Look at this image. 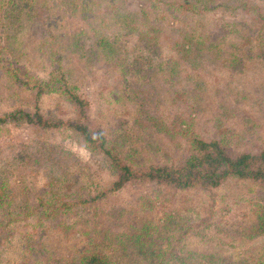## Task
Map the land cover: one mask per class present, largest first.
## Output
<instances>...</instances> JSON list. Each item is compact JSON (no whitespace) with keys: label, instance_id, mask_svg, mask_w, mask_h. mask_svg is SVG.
I'll return each mask as SVG.
<instances>
[{"label":"rangeland","instance_id":"rangeland-1","mask_svg":"<svg viewBox=\"0 0 264 264\" xmlns=\"http://www.w3.org/2000/svg\"><path fill=\"white\" fill-rule=\"evenodd\" d=\"M167 1L160 11L170 12L152 35L141 23L122 29L109 0H0V115L31 109L37 100L45 116L75 119L77 111L64 98L36 99L13 86L8 73L18 65L45 80L59 66L88 102L91 127L102 130L111 149L137 172L183 164L195 138L219 141L232 154L258 152L264 147V0H214L215 8L204 15L197 12L204 0H175L189 1L190 13ZM177 31L225 37L217 62L176 71ZM104 35L121 37L114 56L97 47ZM149 36L158 37L152 56L142 41ZM150 56L152 66L142 78L141 63ZM132 61L138 62L134 70ZM45 151L51 162L41 158ZM0 177L11 182L14 197L3 209L9 219L0 216V264H24L26 235L37 245L34 261L44 264L41 249L67 261L96 250V243L109 251L113 243L100 229L132 235L145 223L161 233L157 242L165 250L178 252L163 264H205L201 254L222 259L209 264L264 260V235L249 232L258 217L264 219L260 182L230 178L218 188L178 190L136 180L111 193L117 172L101 153H92L75 134L27 125L0 128ZM83 198L96 200L83 208ZM65 204L72 210L61 220L41 219V211H64ZM38 205L41 210L29 212ZM105 214L111 219L102 224ZM121 254L118 248L114 258ZM127 255L124 264H154L148 255Z\"/></svg>","mask_w":264,"mask_h":264},{"label":"trees","instance_id":"trees-1","mask_svg":"<svg viewBox=\"0 0 264 264\" xmlns=\"http://www.w3.org/2000/svg\"><path fill=\"white\" fill-rule=\"evenodd\" d=\"M109 1L116 6L114 14L116 23L122 24L120 26L126 32L132 30V25L137 26L139 25L138 23H141L148 27V31L152 35H155L158 33L162 24L160 21H163L166 14L170 12H165L164 10L160 11V3L163 0H144L143 4L137 7H134V5L131 7L127 3L128 0ZM172 1L175 6L178 5V7L175 8L176 10L180 9L183 13L193 12L190 7H185L191 6L189 1L178 3L175 0H171L167 2ZM213 1L214 0H204L201 2L197 12L203 13L202 15L211 13L215 8L212 3ZM262 20L264 21V16ZM215 34L216 35H212L211 33L212 36L209 35L207 38H200L189 32H175L173 49L178 55V59L176 64H174L177 68L174 69L179 72L178 69L182 68V66L189 65L200 68L217 62L219 57L218 53L220 54L221 52V42L225 37L222 38L219 33ZM112 38L111 40L109 36L104 35L98 42V49H102L105 55L114 56L119 52L116 45L120 43L121 37L114 36ZM142 41L145 44V51L151 56L156 48L159 50L157 36L156 38L155 36H149L148 38L143 37ZM151 56L143 59V63H141L143 71L145 72V74L140 75L142 78L146 76L147 71L150 70V68L147 70L146 67L152 66ZM137 63V61H132L133 70L137 68ZM8 73L12 79L13 86L31 95H35L36 99L45 95H55L64 98L77 111V116L75 119L68 120L47 117L43 114L38 101L35 100L31 109L18 108L0 115V128L9 125H27L59 133L69 132L79 136L92 153H101L109 162L111 168L114 169V171L116 170L117 178L110 187L109 191L111 193L121 190L124 186L136 180L167 185L178 190L192 189L195 187L218 188L230 178L256 181L264 184V147L258 152L232 154L230 149L219 141H205L200 138H195L190 141L195 150L183 164L176 166L168 164L151 165L145 171L137 172L129 165L123 163L119 153L111 149L108 145L106 135L102 130H95L91 127L88 116V102L68 84L65 74L59 66H57L45 80L40 78L37 74L27 70L25 67L18 65L14 68L11 67ZM141 105H143V103L138 105L139 108ZM142 109H144V107ZM145 123H147L146 120ZM43 148L54 149L53 147L47 148L45 146H43ZM41 158L51 162L49 151H45ZM11 189V182L9 183L8 180L0 177V216H2L4 220L6 218L9 219L8 214L3 210L4 206L7 205L9 207L14 201ZM94 200H96V198H83L80 199L78 203L85 208L93 203ZM64 207L67 208V210L61 211L62 207L59 206L55 207L56 213L53 211L43 213V211H41L39 215H41V219L44 221H52L54 219L61 220L63 215L72 210H69L71 207L67 204H65ZM75 207L76 206H74V208ZM41 208V205H38L29 212L32 213L35 210L39 211ZM21 214L22 213H20V216ZM20 216L18 214L15 215V217ZM102 217L100 218L102 224L108 223L109 219H111L107 215L104 216L105 218ZM167 224L168 226L171 225L170 222ZM99 231L105 232L110 237L109 240L113 245L108 248L109 251L102 250V244L96 243L94 245L96 250H91L90 252L84 251L75 259L68 261L55 258L52 255L49 256L48 253L44 250L42 251V249L39 250L38 253L44 257V264H117V262H119V264H124L123 258L128 256V253L131 255L133 254V256L137 258L148 255L154 264H163V260L165 259L166 261L169 255L177 257L178 254V252H173L171 254V251L163 248V243L157 242L160 240L161 233L157 232L155 235L149 223H145L137 232H133L132 235H128L124 232L116 233L112 227H104ZM249 232L257 236L264 235V219L261 220V216L258 217V222L250 228ZM23 239L24 243H26L23 251L24 264H41L40 262L37 263L34 261V257L37 254V245L36 243H31V239L33 238L26 235ZM161 241L164 240L162 239ZM89 245H91L90 242L88 243V246ZM118 248H121L122 254L114 258V253L117 252ZM198 257L205 264H209L216 260H222L221 258L213 259L216 256L211 257L206 254H201ZM135 264H141V262L138 263L135 261ZM230 264H232V262H230ZM237 264L242 263L239 262ZM257 264H264V260L259 261Z\"/></svg>","mask_w":264,"mask_h":264}]
</instances>
